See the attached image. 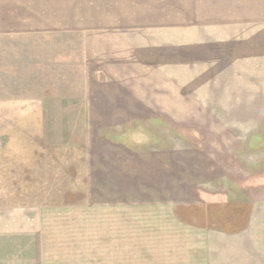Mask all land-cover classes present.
I'll return each mask as SVG.
<instances>
[{"label": "rangeland", "instance_id": "rangeland-1", "mask_svg": "<svg viewBox=\"0 0 264 264\" xmlns=\"http://www.w3.org/2000/svg\"><path fill=\"white\" fill-rule=\"evenodd\" d=\"M200 3L220 85L160 76L169 28L0 36V211L76 235L61 264H264V0Z\"/></svg>", "mask_w": 264, "mask_h": 264}, {"label": "crops", "instance_id": "crops-1", "mask_svg": "<svg viewBox=\"0 0 264 264\" xmlns=\"http://www.w3.org/2000/svg\"><path fill=\"white\" fill-rule=\"evenodd\" d=\"M199 4H201L200 0H0V36H46L47 34L121 31H134L135 35H146L152 34L150 32L153 30L169 28L171 31L182 32L180 35H185L187 38H184L185 44L178 39H175L178 43L165 42L162 39L163 42L159 43L162 46L161 51H152L151 56L155 54L152 61L159 58L163 63L162 68L159 69L162 72L160 76L195 80L215 78L220 85L219 80L225 79L226 72L229 71L225 55L226 34L218 32L219 37L212 41L202 38L197 24L201 22ZM155 19H158V23L153 22ZM177 19L183 23L178 22ZM166 22L173 23L175 27H160ZM138 44L145 43L142 39H138ZM137 59L140 60L138 57ZM138 62L141 68L139 70L144 71L145 67L140 63L142 61ZM111 76H124V68L121 70L119 68V74L112 73ZM191 82L185 81V85L192 84L197 87L203 84V82L195 84L194 80ZM222 85L224 86L225 83L223 82ZM201 93L204 92L201 91ZM210 93L215 94L214 91ZM224 95V91L218 92L217 102L216 99L213 102L224 103ZM43 221L39 213L30 209L1 210L0 262L61 264L67 258L61 256L64 253L59 250L69 251L73 255L74 250H79L78 253L86 250L87 247L80 245L82 243L79 240H75L76 235L73 233V236L66 235L69 231L42 229ZM122 237H124L123 234ZM68 238L73 240H65ZM61 239L64 240L61 241ZM118 247L119 244H116L117 250H110V252L120 253ZM123 253L121 248V254ZM127 254L128 251H125V255ZM88 255L90 257V254ZM69 258L72 262L73 256ZM85 260L89 264L92 263V260H88L87 257ZM125 260H127L126 256ZM123 262L124 257L119 258V263L123 264Z\"/></svg>", "mask_w": 264, "mask_h": 264}]
</instances>
